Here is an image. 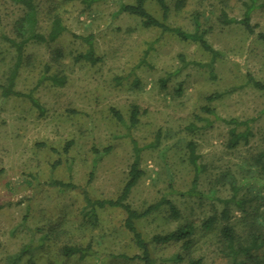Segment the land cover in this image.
I'll return each instance as SVG.
<instances>
[{"label": "rangeland", "instance_id": "374dc122", "mask_svg": "<svg viewBox=\"0 0 264 264\" xmlns=\"http://www.w3.org/2000/svg\"><path fill=\"white\" fill-rule=\"evenodd\" d=\"M119 1L98 0L88 7L79 0H34L39 33L46 35L54 18L66 29L53 42L30 41L17 69L14 89L30 92L43 111L23 96L0 98V264L28 243L34 246L31 258L39 264H143L120 256L139 252L121 209H99L95 227L81 217L84 191L99 199L120 193L133 159L131 138L142 148L139 167L144 173L127 202L142 210L166 197L180 212L171 218L163 205L138 220L145 239L188 221L197 225L188 252L176 242L150 243L154 263L187 264L189 258H200L201 264H230L217 230L204 231L200 222L218 213L220 200L228 197L219 180L222 172L238 181L262 178L251 168L253 156L264 147V95L248 75L264 80V42L238 21H226L240 20L249 1L165 0L169 26L192 31L196 17L207 41L221 54L213 60L196 43L145 28L138 17L120 10L122 3L135 0ZM145 7L161 17L156 0H145ZM22 13L15 0H0V84L6 83L15 62V52L2 35L14 37L13 24ZM249 19L255 32L264 31V0L255 1ZM88 34L101 57L94 64L75 59L86 48L78 36ZM51 74L64 76V84L52 83ZM178 85L180 93L175 91ZM134 105L138 121L130 127ZM232 117L250 120L252 132L247 143L234 148L227 146L230 125L224 121ZM189 141L205 166L195 196L183 194L192 180ZM55 180L76 187L51 184ZM261 194L264 198V190ZM263 203L248 207L247 213L233 210L230 223L243 231L244 215L251 218L250 211L260 212ZM64 244H90L96 258L65 257L59 251ZM176 254L182 261L175 260Z\"/></svg>", "mask_w": 264, "mask_h": 264}, {"label": "trees", "instance_id": "16d2710c", "mask_svg": "<svg viewBox=\"0 0 264 264\" xmlns=\"http://www.w3.org/2000/svg\"><path fill=\"white\" fill-rule=\"evenodd\" d=\"M22 8L23 13L19 18L14 21L13 32L14 37H8L2 35V38L13 48L15 52V62L7 76L6 83L0 84V98L5 100L10 96H23L27 98L31 105L35 106L39 112L43 111V108L39 101L30 93L20 92L14 89L15 77L17 75L18 67L24 63L26 56L24 55V48L30 42H53L59 35L65 31V26L61 23L59 18H54L51 22L50 29L46 35L37 31V19H36V6L34 0H15ZM85 6H91L98 0H79ZM249 3L245 5V11L243 17L240 20H226L229 22L238 21L247 32L253 35L254 39H260L264 42V31H254L253 25L250 23L249 15L252 8L255 6L256 0H248ZM161 17L157 18L153 16L145 7V0H135L133 3H122L120 10L130 15L136 16L140 19V23L145 28H159L164 32H169L176 37L196 43L202 50L208 52L211 59L220 57V53L215 50L205 38V32L200 29V23L194 19V29L192 31H186L180 27L169 26L166 23L168 16V5L165 0H156ZM121 3V0L118 2ZM1 21V20H0ZM86 44V48L75 55L77 61L84 60L91 64H94L101 60L100 56H97L93 47V35L88 34L85 36H78ZM57 56V55H56ZM49 79L52 83L62 85L65 82L64 76H57L55 74L49 75ZM249 81L262 90L264 95V80H257L250 78ZM167 78H161L160 83L162 87H165ZM176 93L181 92V87L178 85ZM208 99H213V96H208ZM203 110L208 113H214V110L208 106H203ZM115 119L122 120L121 115L115 109L111 110ZM139 109L137 106H132L129 115V126H133L138 121ZM230 125L228 129L227 146L234 148L239 144H245L248 142L252 135L250 128V120H238L237 118H230L224 120ZM244 126L242 129L237 130L238 127ZM194 127V124L189 126ZM133 159L129 165L127 179L124 182L120 193L114 198H92L85 191L83 199L84 206L81 210L82 219L90 226L95 227L98 223V210L106 207L119 208L124 214V227L131 234V238L135 246L139 249V252L131 256L120 254L121 257L129 259H138L143 264H155L150 252V243L163 244L169 242H176L180 244L181 250L187 251L193 246V236L196 232L197 225L193 221H188L181 227L169 231L167 233L153 234L149 240H146L143 234L139 231L136 222L148 215L158 211L163 205L166 206L168 215L171 218L179 217V209L168 198L161 197L158 201L148 204L144 209L137 210L133 208L128 202L127 197L131 189L136 185L140 177L143 175V170L139 167L141 146L137 145L135 139L131 138ZM69 143H66L65 149ZM188 148V162L192 169L191 186L183 194L195 196L200 194L197 189V182L200 174L203 172L205 166L199 162V156L196 153V145L193 141H189L186 144ZM64 149V150H65ZM105 151L109 150V147L104 148ZM253 164L251 170L253 173H259L262 178L257 176H250L241 181H238L235 176L229 172H222L219 180L226 185L228 190V197L222 198L220 201L222 206L220 210L214 211L212 214L206 216L200 222V229L204 231L217 230L218 238L220 240V247L222 248L223 255L230 260V264H264V209L260 212L250 211L251 218H244L241 220L242 229L240 231L230 223L232 211H239L242 213L248 212V207H258L261 200H264L262 190H264V147L258 151L252 158ZM89 182V178L87 183ZM51 184L75 188L71 182H63L60 180L51 181ZM264 204V203H263ZM34 246L26 244L15 253L10 254L5 261V264H21L23 258L27 256V264H39L31 258L32 250ZM61 255L65 257L77 256L79 259H84L87 256H94L96 258L97 252L92 248L90 244L80 246L72 244H64L59 249ZM188 252V251H187ZM176 261H182L183 257L179 254L175 255ZM187 264H201L200 258H189Z\"/></svg>", "mask_w": 264, "mask_h": 264}]
</instances>
